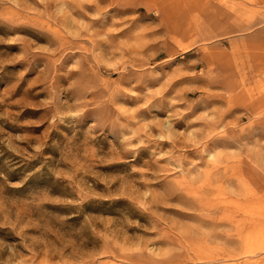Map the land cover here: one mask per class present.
Returning <instances> with one entry per match:
<instances>
[{"label":"rangeland","instance_id":"obj_1","mask_svg":"<svg viewBox=\"0 0 264 264\" xmlns=\"http://www.w3.org/2000/svg\"><path fill=\"white\" fill-rule=\"evenodd\" d=\"M0 264H264V0H0Z\"/></svg>","mask_w":264,"mask_h":264}]
</instances>
